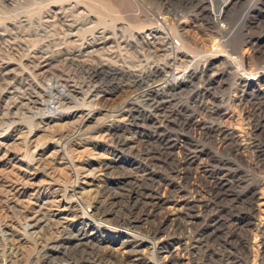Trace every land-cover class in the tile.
Masks as SVG:
<instances>
[{
	"label": "rangeland",
	"instance_id": "1",
	"mask_svg": "<svg viewBox=\"0 0 264 264\" xmlns=\"http://www.w3.org/2000/svg\"><path fill=\"white\" fill-rule=\"evenodd\" d=\"M49 102L63 118L46 121ZM87 108L95 117L78 132ZM81 176L92 191L58 214ZM126 189L162 204L151 220L163 222L174 260L157 264H253L264 226V0H0V225L28 240L17 263L154 264L146 246L126 254L111 239L134 219L142 227L131 234L145 237L144 206L118 199L122 212L91 217L110 228L98 259L80 241L93 231L86 212ZM63 238L61 262H42Z\"/></svg>",
	"mask_w": 264,
	"mask_h": 264
},
{
	"label": "bare ground",
	"instance_id": "2",
	"mask_svg": "<svg viewBox=\"0 0 264 264\" xmlns=\"http://www.w3.org/2000/svg\"><path fill=\"white\" fill-rule=\"evenodd\" d=\"M175 75V74H174ZM47 106L51 107L53 109V112L51 114H47V117L45 118L46 121H48V123L50 122H53L54 120L56 119H61L63 118L64 116H62L61 114V109H58V107L56 106H51L50 102L49 103H46ZM55 105V104H54ZM85 108L81 109L84 110ZM96 110V109H95ZM95 110L92 109V108H87L86 109V112L83 113V115H81L80 117V124H78L77 126V130L79 132V130L89 121L93 120V118L95 117ZM78 111V110H77ZM76 110L72 111L71 113L72 114H76L78 113ZM71 115V114H69ZM45 116V115H43ZM58 116V117H57ZM67 117V116H66ZM70 117V116H69ZM70 124V123H69ZM162 125L159 126L158 130L159 131H162ZM160 135V134H158ZM165 138V137H164ZM61 139V138H60ZM157 139V138H156ZM158 140V139H157ZM56 143V142H55ZM54 143V144H55ZM60 143V142H59ZM165 147L166 148H169L170 145H171V140L168 141L167 140V143L165 142ZM55 147V146H54ZM53 148V147H52ZM49 149V148H48ZM51 151V150H50ZM43 153V152H42ZM55 152H52L50 154V156H53L55 155L54 154ZM42 155V154H41ZM56 156V155H55ZM39 173V172H38ZM147 173V172H146ZM80 174V173H79ZM149 175V174H148ZM155 177V176H154ZM94 179V178H93ZM147 179V178H146ZM97 180V179H95ZM152 181V180H151ZM147 182V181H146ZM93 183V182H92ZM94 184V183H93ZM92 184L87 180V178H85V176H81L80 178H78L77 182L75 184L72 185V189L70 190V195H72V199L70 200H66L65 197H62L59 199V202L61 204L60 205V209L58 210L59 213L58 214H64L65 212H69V211H72V206L76 204L77 200H76V197H81L84 196L86 193H90L92 191V189H88ZM125 187V186H124ZM112 188V187H111ZM18 190V189H17ZM67 190V189H66ZM138 193V192H137ZM68 193H66L67 195ZM76 195V197H74ZM138 195V194H137ZM15 196V195H14ZM55 197V196H54ZM59 197V196H58ZM111 198H106V200L103 202L104 203V207L108 206L109 208L108 209H112V211L108 210L107 208L105 209V211H99L100 209H96V211H94L95 209H92V212H90V210H88L86 213L87 215H89V223H90V227L93 228V231L89 234V235H85L83 237L80 238V241H89V242H92L93 241H100L99 240V232L102 233V230L106 229V230H109L110 228L107 227V226H102V225H99L98 223H96V219H92L91 217L94 215L98 218H100V220L103 218V221L104 219L106 220V222L110 219V218H107L111 212L113 213H116L118 212H122V210L120 208L116 209V202H114V200H118L122 203H124V205H127L128 208L131 210H133L134 208H139V207H142L144 206L141 210L145 211V212H149V216L145 218V223H148L149 225H146L144 227V230L146 231L147 235L145 237H141L142 238H139L136 239V237L131 234L133 231L135 230H138L141 226V222L138 221V220H132L128 223L129 227H124L125 230H121V229H118V228H114L111 230V234L113 235V237L111 238L113 240L112 244H114V242H116V238H120L122 237L123 238V241L121 243V247H123L124 251L126 254L129 252H132V250L134 251H137V252H141L142 253L144 252L143 249H141L143 246H146L147 248H149V250H151V259L153 260V263L154 264H157V262L159 261H170V259H173L172 257H174V252L173 250H168L166 249V238L162 235V232L165 231V228H164V224L163 222L161 221L160 224H157L156 221H155V217L158 215V212L159 210H161V207H159L160 204L159 202H154L152 201L150 203V205L147 204V201L146 200H142L141 198H136L134 197V194L132 193L131 190H122V191H116L113 195L111 194L110 195ZM152 197V196H151ZM16 198V197H15ZM14 198V199H15ZM17 199V198H16ZM80 199V198H79ZM122 199H125L122 200ZM159 200V199H158ZM65 201V202H64ZM71 201V202H70ZM161 201V200H160ZM53 202V201H52ZM57 202V201H56ZM49 209V208H48ZM47 209V210H48ZM116 209V210H115ZM114 210V211H113ZM40 211V210H39ZM52 211V210H50ZM74 211V210H73ZM116 211V212H115ZM136 210H134L135 212ZM57 212V211H56ZM64 212V213H63ZM84 212V211H83ZM127 212V211H126ZM126 212H123V213H126ZM55 213V212H54ZM85 213V212H84ZM86 215V216H87ZM68 218V217H67ZM152 218H155L153 220H151ZM193 218H194V213L193 212H187V214H184L183 215V221L185 223V225H187L188 227H191L192 223H193ZM45 220V219H44ZM95 220V221H93ZM31 221V220H30ZM8 222V221H7ZM69 223V222H67ZM5 224V223H4ZM7 225V224H6ZM32 225V224H31ZM29 224H27L25 227H29V228H34V226H31ZM241 225L243 224H240V228ZM1 226V225H0ZM120 226V225H119ZM27 229V228H26ZM63 229H66V227H63ZM128 229V230H127ZM27 231V230H26ZM30 231V230H29ZM28 231V232H29ZM129 231V232H128ZM25 232V231H24ZM27 232V233H28ZM35 231H31L29 232V234L31 233H34ZM144 233V232H143ZM30 234V235H31ZM35 234V233H34ZM85 234V233H84ZM114 234H118V237L116 236L115 238V235ZM141 234V233H140ZM37 235V234H36ZM104 235L108 236L107 233H105ZM143 235V234H142ZM29 236V235H28ZM66 235H64L65 237ZM79 238V237H78ZM35 239V238H34ZM65 239L67 238H63V240L58 243V244H53L51 246H58L60 247V249L62 250V253L63 255L59 257L58 261H60L61 258L64 257V255L66 254L64 251H66L67 247H70L68 244H67V247H66V242ZM69 240V239H68ZM21 242L25 243L27 242L28 240H20ZM138 242L137 245H135L136 243ZM207 242V241H206ZM18 244L17 248L19 249V247L23 244ZM63 243V245H62ZM80 243V242H78ZM83 243V242H82ZM168 243V242H167ZM209 243V242H208ZM206 243V244H208ZM191 244V243H190ZM189 244V245H190ZM205 244V245H206ZM169 245V244H168ZM193 246V245H192ZM204 246V245H203ZM125 247H132L131 251H130V248H129V251L127 252V250L125 249ZM44 248V245L43 247ZM169 248V247H168ZM114 249V248H113ZM220 249V248H219ZM121 250V249H120ZM239 250V249H238ZM42 252V251H41ZM122 252V250H121ZM231 252V251H230ZM43 253H45V250H43ZM49 253V252H48ZM234 255V254H233ZM211 257V256H210ZM143 258V257H142ZM166 258V259H164ZM168 258V259H167ZM177 258V257H176ZM46 262V261H45ZM61 262V261H60ZM187 262V261H186ZM49 263V262H48ZM152 263V262H151ZM50 264V263H49ZM64 264H67L64 263ZM71 264V263H70ZM167 264V263H165ZM185 264V263H184ZM228 264V263H227Z\"/></svg>",
	"mask_w": 264,
	"mask_h": 264
},
{
	"label": "built area",
	"instance_id": "3",
	"mask_svg": "<svg viewBox=\"0 0 264 264\" xmlns=\"http://www.w3.org/2000/svg\"><path fill=\"white\" fill-rule=\"evenodd\" d=\"M148 37V36H147ZM257 224V222H256ZM263 225V224H262ZM260 225L261 227L258 232L256 233V236L253 240V264H264V226ZM17 231L11 227L10 225L3 224L0 226V264H18L17 262V246L18 244H21L23 242H19L18 238L16 239ZM99 234H102L99 232ZM21 239V237H20ZM62 239V236H61ZM106 241V240H105ZM103 242V239L99 241H93L87 242L90 244L92 251L88 254L89 259H98L99 255H102L101 252H107L105 248L111 247V242ZM24 245V244H23ZM63 245V243H62ZM40 247H43L41 245ZM49 254L52 257H48V252L39 254V257L43 260H55V262L58 261L59 257L63 255L62 250L58 246H51L48 247ZM104 249V250H103ZM110 258H101L99 260H106L104 261V264H107ZM76 260V259H75ZM193 260V259H192ZM192 260H188L187 264H192ZM74 261V260H73ZM194 261V260H193ZM75 264H78L77 261H74ZM100 262V261H99ZM196 264H215V261L213 258H203L201 260L195 261ZM67 264H70L67 262ZM95 264H98V262H95ZM227 264V263H226Z\"/></svg>",
	"mask_w": 264,
	"mask_h": 264
}]
</instances>
